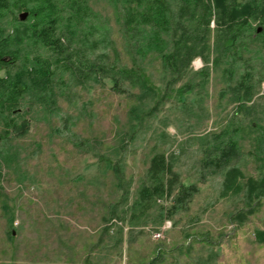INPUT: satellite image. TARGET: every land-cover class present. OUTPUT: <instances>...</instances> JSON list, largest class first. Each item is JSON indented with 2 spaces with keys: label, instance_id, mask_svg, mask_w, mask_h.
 <instances>
[{
  "label": "rangeland",
  "instance_id": "1",
  "mask_svg": "<svg viewBox=\"0 0 264 264\" xmlns=\"http://www.w3.org/2000/svg\"><path fill=\"white\" fill-rule=\"evenodd\" d=\"M167 2L163 25L133 0L0 14V264H264V21L216 46L202 7Z\"/></svg>",
  "mask_w": 264,
  "mask_h": 264
},
{
  "label": "trees",
  "instance_id": "2",
  "mask_svg": "<svg viewBox=\"0 0 264 264\" xmlns=\"http://www.w3.org/2000/svg\"><path fill=\"white\" fill-rule=\"evenodd\" d=\"M137 2L138 5H144L145 8L150 9L151 13H140L144 20L147 22L153 21L155 23H162V25L169 20L168 13L169 6L167 0H133ZM186 2V0H183ZM194 3L198 4L202 7V12H205V16H202L204 23H206L207 27L210 26L209 21L213 20L216 24L217 29L223 35V39L216 43V46H237V43H240V40L245 38L247 35L257 36V29H253L251 32L250 19L251 17L260 19L261 22L264 21V0H193ZM55 0H0V14L2 11L11 10L17 12V17L21 18L20 14H31L36 19L39 18L40 23L43 21L45 16H53L52 12L55 10ZM16 10V11H15ZM136 10L131 7L129 10V16L127 19L129 24L132 22H137V14ZM20 13V14H19ZM202 13V15H203ZM20 15V16H19ZM43 17V18H42ZM19 19V18H18ZM52 19V18H51ZM38 20V19H37ZM35 29L38 30V34L41 35V40L45 41L46 35H49L50 32L48 29L51 25L40 26ZM261 32L264 34V27L261 28ZM250 33V34H249ZM231 52L233 54L234 50H229L228 53ZM4 53H8L5 50V46H0V66L8 67L13 60L11 59L10 54L7 56ZM36 70L27 71V76L36 78ZM17 78V77H16ZM22 79L18 78L13 81L15 90H24ZM6 81L5 78H0V82ZM128 120V119H127ZM126 120V121H127ZM25 123V122H24ZM26 126L27 123H25ZM24 126V127H26ZM149 170L151 171V175L159 176V174L163 171L171 173V166L168 162L167 158L163 153H158L151 158ZM241 175L239 170H230L227 172L226 177L224 179L225 187L230 188L232 185H235L238 176ZM172 177V176H171ZM158 182L152 189L143 188L145 191L144 197L150 198L153 193L157 192L158 194H166L168 189V184L164 183L160 177H156ZM264 179V178H263ZM249 185L250 194L256 190L255 181L253 179L247 181ZM21 209L18 207V215L21 217H25L24 212V203L20 205ZM67 210V208H66ZM71 212V211H69ZM68 214L70 215V213ZM27 215V214H26ZM258 243H264V231L257 232ZM157 256H155L156 258ZM152 262V261H150Z\"/></svg>",
  "mask_w": 264,
  "mask_h": 264
},
{
  "label": "built area",
  "instance_id": "3",
  "mask_svg": "<svg viewBox=\"0 0 264 264\" xmlns=\"http://www.w3.org/2000/svg\"><path fill=\"white\" fill-rule=\"evenodd\" d=\"M159 235H160V234H158V233L156 234V236H159Z\"/></svg>",
  "mask_w": 264,
  "mask_h": 264
}]
</instances>
